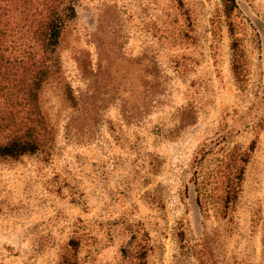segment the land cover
I'll use <instances>...</instances> for the list:
<instances>
[{
  "label": "rangeland",
  "instance_id": "374dc122",
  "mask_svg": "<svg viewBox=\"0 0 264 264\" xmlns=\"http://www.w3.org/2000/svg\"><path fill=\"white\" fill-rule=\"evenodd\" d=\"M57 1L49 55V0H0V143L40 141L0 158V264H264V0Z\"/></svg>",
  "mask_w": 264,
  "mask_h": 264
},
{
  "label": "trees",
  "instance_id": "16d2710c",
  "mask_svg": "<svg viewBox=\"0 0 264 264\" xmlns=\"http://www.w3.org/2000/svg\"><path fill=\"white\" fill-rule=\"evenodd\" d=\"M10 1L9 5L6 4V8L4 9L5 18L8 19V13L11 12V8L9 6L12 4L11 1L13 0H7V2ZM48 1V0H47ZM57 0H49L44 6H45V12L46 14H42V12L39 13V15H43L40 19L36 20V25L33 28L31 25L28 28L30 33L35 28L36 30L32 33L33 35H37V39H35L36 45L39 46V48L42 51V54L45 52L49 55L53 54L56 50V47L59 43L60 34L63 31V29L66 26V23L69 20H72L76 14L74 10V6L70 3H68L65 6H60L61 2H59L58 5L54 4ZM225 13L227 16L233 12L234 8H236L235 0H223ZM61 7V8H60ZM8 21V20H7ZM6 21V22H7ZM26 21V20H25ZM7 24V23H6ZM19 27V25H17ZM12 27V26H11ZM22 29V26L20 27ZM11 29L8 26V32L7 29L0 31V61H3L6 59L5 54L9 53V49L5 47L8 38L10 37ZM12 31H14V28H12ZM230 35L234 36L233 29L230 26ZM14 34H12L13 36ZM26 35H21L18 37V40L21 39H27L28 37H25ZM39 36V39H38ZM13 44V43H12ZM23 45H16L17 48L15 50V53H11V55H15L14 63H16L18 66L20 65L23 58H29L36 57L40 55V51H37V49L31 53H25L22 52L21 47ZM10 47V46H9ZM237 44L234 40L232 49L234 53H236V59L238 60L237 52L238 50ZM39 50V49H38ZM6 63L9 62L8 60L5 61ZM49 71V67L42 68V70L38 71V75L40 74L41 77ZM38 78V77H37ZM41 81V79H40ZM36 82V77H35ZM39 82V81H38ZM66 96L68 100H70L72 103L74 102L73 95L71 94L70 89L68 88V91L66 93ZM8 136L4 138V141L0 143V158L1 159H17L19 157H22L24 155H33L37 153L40 150V141L38 139V133L35 131L34 125H29L26 127V131H21L20 128L14 127L13 125L8 124ZM229 203V201H227ZM140 264V263H139ZM143 264V263H141Z\"/></svg>",
  "mask_w": 264,
  "mask_h": 264
}]
</instances>
